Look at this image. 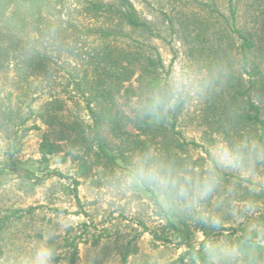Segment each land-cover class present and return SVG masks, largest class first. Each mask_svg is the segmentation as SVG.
<instances>
[{
    "label": "rangeland",
    "instance_id": "rangeland-1",
    "mask_svg": "<svg viewBox=\"0 0 264 264\" xmlns=\"http://www.w3.org/2000/svg\"><path fill=\"white\" fill-rule=\"evenodd\" d=\"M77 1L68 0V3ZM129 1L138 17L151 26L152 33L140 34L127 28L125 32L130 37L120 39L117 44L127 49L143 45L146 53L152 52L154 58L157 52L162 63L158 74L163 85L170 86L174 74L182 69L195 75H211L217 71L221 76L223 82H218L215 91L203 96L185 94L176 103L182 102V107L172 134L180 143H186L185 150L177 153L186 162L202 161L206 156L205 146L215 134L227 136L225 130H231L234 137L246 131L232 130L227 122L229 99L234 95L235 86L247 88L249 85L240 49L243 40L237 31L245 35L249 31L264 39V0H232L231 4L229 0ZM232 10H236L235 20ZM72 12L74 20L65 17L60 21L61 43L70 41L68 35L74 32L71 25L92 24L90 18ZM59 44H53L46 51L51 57L50 78L32 75L16 61L0 76L1 100L15 112V125L0 131V247L3 250L0 264H20L21 259L42 244L54 249L52 264H66L62 258L71 251L67 246L71 241L78 243L79 264H119L122 250L130 241L138 251L130 256L129 264H181L188 247L174 225L184 230L191 245L199 248L203 236L197 224L185 220L183 225L170 218L143 187L124 189L122 178L127 169L105 168L92 151L59 141V129L39 119L45 108H52L48 103L58 98L64 101L61 114L65 121L91 124L90 97L83 95L75 84L88 65L83 59L71 57L68 47ZM37 49L43 50L41 45ZM251 59L260 63V52L256 51ZM224 68L228 73L226 80L219 72ZM89 69L92 75L93 69ZM148 93L136 74L117 96L115 110L125 118L126 130L134 137L139 132L129 119L142 107ZM251 94L256 100L254 92ZM32 111L35 115L30 118ZM35 125L38 130L27 131ZM104 137L111 153L118 155L128 146L108 129ZM46 139L61 144L62 150L44 163L39 148ZM159 147L152 146L151 156L158 157ZM125 154L131 159L130 168L141 157L126 150ZM29 173H34L37 179L28 178ZM48 173L60 176L43 178ZM260 175L264 176V171ZM258 200L261 202L257 209L259 215L248 216L242 222L225 216L220 231L212 229L220 233L214 238L222 233H227L229 238H241L254 224H261L264 194ZM154 234L171 242L157 240ZM252 235L255 236V231ZM261 254L259 251L254 254V264H261ZM184 262L201 264L188 256Z\"/></svg>",
    "mask_w": 264,
    "mask_h": 264
},
{
    "label": "trees",
    "instance_id": "trees-1",
    "mask_svg": "<svg viewBox=\"0 0 264 264\" xmlns=\"http://www.w3.org/2000/svg\"><path fill=\"white\" fill-rule=\"evenodd\" d=\"M229 3L231 4L232 0H229ZM72 11L90 18L92 24L71 25L74 32L68 35L70 41L61 43L58 35L60 21L65 17L69 18L68 20L73 19ZM232 16L235 20L236 10H232ZM127 28L131 32L140 34L152 33L151 26L138 17L129 0H78L75 4L68 3V0H0V76L16 61L27 68L32 75L50 78L51 57L46 51L53 44L60 43V46L68 47L67 51L71 57L83 59L88 65V69L79 81H75V84L83 95L87 94L90 97L88 111L91 124L65 121L61 114L64 101L58 98L53 99L48 103V106L52 108H45L38 116L47 126L59 129V141H65L73 148H85L87 152L92 151L97 162H102L101 164L110 170L114 167L127 170L130 168L131 159L125 154V150L126 153L130 151L140 156H151V148L155 144L160 146L158 149L160 154L158 157L157 154L153 155L152 158L173 162L178 166L182 165L186 161L180 157L177 150H185L186 143H180L172 134L182 102L159 119L145 112V106L153 97L157 93H166L170 86L167 83L163 85L159 77L158 70L162 63L156 50H154L156 52V58H154L152 52L146 53L143 45H137L133 49L118 46L120 39L130 37L125 32ZM237 32L243 40L240 49L246 64L249 85L247 88L235 86L234 95L229 99L231 106L227 109V122L232 126V130L241 128L246 131H260V136H264V39H259L249 31L247 35L241 31ZM38 45L42 46V51H38ZM256 51L261 54L260 63L256 59H251ZM89 68L93 69L92 75ZM136 74H138L140 85L146 86L149 93L142 107L136 111V115L129 119L134 129L139 132L134 137L126 130L125 118L115 109L117 96L123 90L125 83L130 82ZM251 92H254L256 100ZM33 115L35 114L32 111L30 118ZM13 125H15V112L11 105H5L2 102L0 94V131ZM38 129L39 127L35 125L27 131ZM106 129L122 143L128 145L122 148L118 155L109 151L104 137ZM225 132L228 137H233L231 130H225ZM61 150V144L44 140L39 148L41 161L47 163L50 156L58 154ZM54 174L60 176L59 173H48L43 178H50ZM26 176L37 179L34 173ZM233 177L226 174L227 181H231ZM143 188L158 203L155 193L149 188ZM247 197V188L241 185L238 199L244 200ZM260 198L262 194L256 197L257 200ZM168 216L180 224H186L183 218ZM260 221L264 224V213ZM197 226L203 230L205 236L214 237L220 234L214 233L211 228H205L204 225L197 224ZM174 229L188 247V251L180 259L181 264H185L184 260L187 256L201 263L203 244L196 248L188 242L183 229L176 225ZM154 238L171 242L158 234H154ZM98 241L97 239L95 242ZM132 244L133 242L130 241L124 246L119 264H129L130 256L137 253V247ZM67 246L71 251L62 259L66 264H79L78 243L71 241L67 243ZM2 256L3 250L0 247V259ZM260 261L264 264V252L260 255Z\"/></svg>",
    "mask_w": 264,
    "mask_h": 264
},
{
    "label": "clouds",
    "instance_id": "clouds-1",
    "mask_svg": "<svg viewBox=\"0 0 264 264\" xmlns=\"http://www.w3.org/2000/svg\"><path fill=\"white\" fill-rule=\"evenodd\" d=\"M219 72L226 80L227 69ZM218 82L223 81L217 71L195 75L182 69L174 74L169 90L157 93L145 106V112L162 118L185 94L206 95L217 89ZM205 153L202 161H188L179 166L141 156L123 176L122 187L149 188L168 215L216 231L224 225L225 216L242 222L248 216L259 215L261 202L256 197L264 194V176L260 175L264 171V136L252 131H242L234 137L217 133L205 146ZM226 174L235 176L227 181ZM242 183L248 191L244 200L238 199ZM200 235L203 236L201 264H254V254L264 252V224H254L242 238H229L227 233L219 238L209 237L203 230ZM54 255L52 247L42 244L21 259L20 264H52Z\"/></svg>",
    "mask_w": 264,
    "mask_h": 264
}]
</instances>
